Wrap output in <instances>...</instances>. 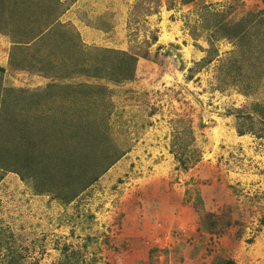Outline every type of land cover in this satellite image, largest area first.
Here are the masks:
<instances>
[{
    "label": "rangeland",
    "instance_id": "rangeland-1",
    "mask_svg": "<svg viewBox=\"0 0 264 264\" xmlns=\"http://www.w3.org/2000/svg\"><path fill=\"white\" fill-rule=\"evenodd\" d=\"M226 261L264 264L263 0H0V264Z\"/></svg>",
    "mask_w": 264,
    "mask_h": 264
},
{
    "label": "trees",
    "instance_id": "trees-1",
    "mask_svg": "<svg viewBox=\"0 0 264 264\" xmlns=\"http://www.w3.org/2000/svg\"><path fill=\"white\" fill-rule=\"evenodd\" d=\"M263 2H264V0H263ZM28 140H30V138L26 137V141H28ZM27 144H28V142H27ZM29 146H31V145H29ZM226 264H234V263L232 261H226Z\"/></svg>",
    "mask_w": 264,
    "mask_h": 264
}]
</instances>
